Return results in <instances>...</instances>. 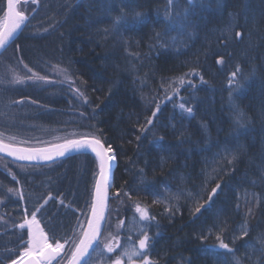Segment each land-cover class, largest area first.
Here are the masks:
<instances>
[{
    "label": "trees",
    "instance_id": "1",
    "mask_svg": "<svg viewBox=\"0 0 264 264\" xmlns=\"http://www.w3.org/2000/svg\"><path fill=\"white\" fill-rule=\"evenodd\" d=\"M64 4L70 7H61ZM17 6L29 19L18 37L0 54V78L11 81L14 75H31L24 68L27 64L33 72L48 76L50 83L26 80L22 84H0V113H3L0 132L5 139L15 136L17 142L26 141L22 145L39 147L62 142L64 137L78 138L74 133L100 129L98 134L113 146L116 156L107 212L111 227L105 228L101 239L106 242L111 233L120 236L122 243H127L129 236L138 241L143 235L132 231L133 215L139 219L133 201L151 205L157 196L163 198L165 187L173 193L178 188L198 191L204 179L201 170L220 166V157L213 154L225 146L232 149L242 146L238 162L229 165L225 161L224 171L208 184L207 191L217 181L226 182L228 186L212 208L213 212L223 208L220 219L228 218L232 229L222 238L235 250L236 257H245L242 264H264V251L257 240L264 234V0H196L191 9L192 25L187 30L191 38L180 37L184 43L167 48L150 47L156 44L155 32L166 29L167 0H40L37 5L31 0H21ZM185 7L187 0H179L177 10ZM121 8L148 13L149 23L140 30L105 33ZM4 13L5 0H0V21ZM229 14L236 16L239 26L231 30V39L226 40L228 33L222 36L221 31L229 27ZM235 31H240L243 39L235 37ZM167 35L178 34L173 30ZM221 58L224 63L218 64ZM57 64L72 70L76 86L91 103L85 105L75 99L67 85H55L60 77L50 69ZM237 65L243 76H249L253 70L255 75L247 81L241 79L244 89L230 101L227 80ZM193 68L206 83H200V76L186 77L196 88H186L174 100L164 101L155 126H150L151 131L143 136L139 127L156 107L153 102L146 111L147 99L164 96L161 78L166 82ZM81 80L85 83L80 84ZM181 96L188 98L186 106L194 107L193 117L179 110ZM22 99L23 103L7 106L10 101ZM33 100L38 103H31ZM233 103L249 121L248 130L238 138L233 135ZM93 124L95 129L91 127ZM137 136H143L142 140L137 141ZM204 148L207 150H200ZM94 168L91 154L73 155L44 165L0 159L2 264L15 258L14 255L5 258L6 250L19 254L16 237L23 233L27 238L26 228L21 230L14 225L22 222L25 209L31 218L35 206L43 204L49 193L56 199L48 201L43 216L38 215L37 219L42 227L45 222L56 227L58 236L71 234L77 217L84 219L81 211L90 212L85 200L90 204L88 190L93 183ZM141 168L154 185L148 192L135 191ZM122 185L132 201L116 194ZM9 188L17 190L16 194L8 192ZM207 191L203 199H207ZM20 194L24 201L20 200ZM61 199L64 205L72 207L61 205ZM180 203L182 207L174 215L164 212V204L151 207L150 215L156 220L144 225L153 237L151 257L158 264H224L226 260L235 264L226 250L210 247L218 245L215 234L200 239L208 233V226L202 227V222L210 213L197 219L190 214L195 201ZM121 220L127 223L118 230ZM245 221L250 231L241 236L239 226ZM250 245L255 246V251ZM100 248L103 249V243ZM98 256L94 253L89 264Z\"/></svg>",
    "mask_w": 264,
    "mask_h": 264
},
{
    "label": "snow or ice",
    "instance_id": "2",
    "mask_svg": "<svg viewBox=\"0 0 264 264\" xmlns=\"http://www.w3.org/2000/svg\"><path fill=\"white\" fill-rule=\"evenodd\" d=\"M20 2L21 0H7L6 22L4 27L0 29V48H4L11 43L16 31L20 29L22 25H25L29 19L24 11L17 10V5ZM31 3L37 5L40 3V0H31ZM178 4L179 0H167V6L164 11V19L167 25L166 29L163 32H155L153 39L156 41V44L150 45V47L158 46L167 48L178 43H184L183 39L180 37L188 36V38H191V34L188 33L187 30L192 25L190 17L193 15V12L191 9L196 4V0H187L188 7L180 11L177 10ZM61 7L67 9L70 5L64 4L61 5ZM35 11L36 9L34 8L33 12ZM148 23V13L135 10L126 11L121 8L119 14L112 20L111 27L104 31L107 34L115 35L119 34L122 29L125 31L140 30ZM238 26L236 16L229 14V27L221 31V35L224 36L227 32L228 35L225 38L226 40H230L231 30ZM173 30H175L178 35L168 36L167 33ZM45 31H48V29H45ZM235 37L243 39V34L240 31H235ZM17 48H19V46H17ZM207 54L208 53L205 52V55ZM20 63H23V61L21 60ZM217 63L223 64L224 61L221 58L217 60ZM24 68L27 69L31 75H14L11 81L0 78V84H22L26 80H30L33 83L49 85L50 81L48 76H41L39 73L33 72L27 64H24ZM50 71L60 77L54 82L55 85L60 87L67 85L69 92L73 94L75 99L82 100L85 105L91 103L87 95L81 91V88L76 86L77 79L73 78L71 74L72 70L69 67H61L59 64L52 65ZM254 75L255 70H253L249 76H243L242 69L237 65L236 70L229 74L227 80L230 90V101L233 100L235 95L243 91L244 84L241 82V79L247 81ZM193 76H200V72L195 68L180 74L178 77L167 79L166 82L165 78H161L162 82L160 87L164 89L163 99H156L155 96L151 99L145 98L147 99L146 111L153 102H155L156 107L152 109L151 115L146 117V122L139 127V132L142 133L143 136H146L147 132L151 131V127L155 126V118L158 117L161 104L164 101L174 100L179 96L180 92L186 88H196V85L193 84L191 79H185L186 77ZM84 83L85 82L82 80L80 81V84ZM200 83H206L203 76H200ZM142 86H144L143 82ZM180 99L183 102L179 103V110L182 113H186L188 117H193L194 107L191 105L186 106L188 98L181 96ZM23 102V99L19 101H10L7 106L11 107ZM31 103L36 104L38 102L33 100ZM94 111L95 109H93V112ZM232 112L234 117L233 123L235 124L233 135L238 138L242 132L248 130L247 125L249 121L245 113L234 103L232 105ZM0 115H3V113H0ZM80 115L84 117L85 113L81 112ZM91 127L95 129L94 124L91 125ZM100 132V129H95L93 132L74 133L73 136L78 138L64 137L62 138V142L49 143L45 147H24L21 145L26 143V141L17 142L15 136L5 139L3 132H0V153H5L7 156L13 157L17 161H54L56 158L64 157L66 154L88 155L89 153L94 154L95 160V168L92 173L93 183L88 190L90 204L87 199L85 200V205L90 207V214L87 211H81L80 214L84 219H81L79 216L77 217L76 224L73 226L71 234L65 233L58 236L56 227L49 226L48 222H45V226L42 227L41 221L37 219L38 215L43 216V210L48 201L56 199V197L49 193L48 197L44 199L43 204H37L35 206V210L31 212V218L28 217L27 209H25L22 222L14 225L15 228L21 230L26 228L27 238H24L23 233L16 237L19 241L17 246L19 248V254H15V250H6L5 258L7 255L15 256L13 259H8L7 264H89L90 260L93 259L94 253L105 259L107 264H158V261L153 259L149 254L150 250L154 247L152 243L153 237L148 234L144 225L150 224L152 221L156 220L155 216L150 215V210L153 205L164 204V212L169 215H174L175 212L180 211L182 207L180 203L181 200L185 203L189 201L196 202V206L190 210V214L194 218L199 219L201 216H204L206 212L210 213L209 216L205 217L204 222H202V227L204 225L208 226V233L202 235L200 239L206 240L208 236L215 234L218 245H210V247L213 249L226 250L227 254L233 256L235 264H242L245 257H236L234 255L235 250L230 248L229 243H226L222 238L228 230H232L229 228L228 218H225L223 221L220 219L224 211L223 208L218 207L215 212L212 211L213 205L217 203L221 193L228 185L226 182L222 183L221 181H217L215 186H213L210 191H207L208 184L224 171L223 163L225 161L229 165H234L238 162L239 155L243 151L242 146L236 149L225 146L221 152L213 154L214 157H220V166L211 170L207 168L201 170V175H203L204 179L198 191L178 188L177 191L173 193L169 188L165 187V195L163 198L157 196V198L152 200L151 205L146 203L142 204L139 200L133 201L135 213L139 214V219L136 218L135 214L133 215L132 231L137 235L142 232L143 235L138 241H133L131 236H129L125 244L121 242L120 236H112L111 233H109V237L106 238V242L101 239L105 228L111 227L109 217L106 214V202L110 196L109 189L113 184L114 176L112 172V162L116 159V156L113 146L107 143L106 138L98 134ZM143 136H137V141L142 140ZM160 139L162 140L163 138L161 137ZM200 150L206 151L207 148ZM0 159H3V157H0ZM212 162L216 163L215 160ZM5 168H7V164H5ZM8 172L11 174L10 169H8ZM139 172L140 182L135 191L148 192L150 189L154 188V185L146 179L145 170L143 168H141ZM225 175H227V173H225ZM12 178L15 180L14 175ZM16 182L19 183V181ZM205 191H207V199H203ZM8 192L16 194L17 190L9 188ZM116 194L127 196L128 200L132 201L129 191H124V185L121 186V189L117 190ZM20 200H25L23 194H20ZM59 203L64 205V200L61 199ZM64 206L68 208L72 207L71 204ZM237 211H239V204H237ZM250 213L251 209H249L248 214ZM0 219H3V217H0ZM126 223V221L121 220L117 225V229L120 230ZM136 225H140V227L136 228ZM156 226L158 227V224ZM45 228H47V231ZM239 230L241 236L249 234L250 229L247 225V221L239 226ZM257 240L261 245V251H264V234L258 236ZM102 243L103 249L100 248ZM233 243H235V238ZM250 247L252 251H255L254 245H250ZM117 252L119 253L118 255ZM109 253L112 254V256L106 255ZM248 258L250 259V256ZM0 264H2V262H0ZM224 264H229V262L226 260Z\"/></svg>",
    "mask_w": 264,
    "mask_h": 264
},
{
    "label": "water",
    "instance_id": "3",
    "mask_svg": "<svg viewBox=\"0 0 264 264\" xmlns=\"http://www.w3.org/2000/svg\"><path fill=\"white\" fill-rule=\"evenodd\" d=\"M17 10H18V6H17ZM6 13H7V0H5V13H4V18H3V26H2V28L4 27L5 22H6ZM23 27H24V25H22L21 28L18 29V30L16 31V33L14 34V39L12 40V42L18 37V35H19L20 32L22 31ZM12 42H11V43H12ZM11 43H9V44H8L6 47H4V48H0V54H1V53H2V52L8 47ZM59 143H60V142H59ZM21 146L27 147V146H25V145H21ZM39 147H45V146H39ZM89 154H91V153H89ZM73 155H76V154H66L64 157L56 158L54 161H40V162L31 161V162H30V161H17V160H15V158H13V157H9V156H7V154H5V153H0V156L6 157V158L10 159V160L13 161V162L25 163V164H36V165L49 164V163H52V162H55V161H59V160H61V159H64V158H67V157L73 156ZM91 155L94 156V154H91ZM115 165H116V159L114 160V164L112 165V172H114ZM106 204H107V207H106V214H107V212H108L109 199L107 200ZM89 214H90V212H89Z\"/></svg>",
    "mask_w": 264,
    "mask_h": 264
},
{
    "label": "rangeland",
    "instance_id": "4",
    "mask_svg": "<svg viewBox=\"0 0 264 264\" xmlns=\"http://www.w3.org/2000/svg\"><path fill=\"white\" fill-rule=\"evenodd\" d=\"M2 26H3V19L0 21V29H2ZM27 230V229H26ZM126 244V243H125ZM119 254V253H118ZM117 254V255H118ZM107 256L110 255L109 254H106ZM92 264H107V261L105 259H103L100 255L97 257V258H94Z\"/></svg>",
    "mask_w": 264,
    "mask_h": 264
},
{
    "label": "bare ground",
    "instance_id": "5",
    "mask_svg": "<svg viewBox=\"0 0 264 264\" xmlns=\"http://www.w3.org/2000/svg\"><path fill=\"white\" fill-rule=\"evenodd\" d=\"M114 164V161L112 162V165Z\"/></svg>",
    "mask_w": 264,
    "mask_h": 264
}]
</instances>
